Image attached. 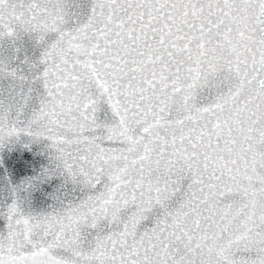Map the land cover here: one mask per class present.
I'll return each instance as SVG.
<instances>
[{
    "label": "snow or ice",
    "instance_id": "1",
    "mask_svg": "<svg viewBox=\"0 0 264 264\" xmlns=\"http://www.w3.org/2000/svg\"><path fill=\"white\" fill-rule=\"evenodd\" d=\"M0 264H264V0H0Z\"/></svg>",
    "mask_w": 264,
    "mask_h": 264
}]
</instances>
